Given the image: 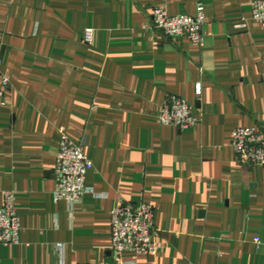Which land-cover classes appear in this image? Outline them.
Segmentation results:
<instances>
[{
    "label": "crops",
    "instance_id": "1",
    "mask_svg": "<svg viewBox=\"0 0 264 264\" xmlns=\"http://www.w3.org/2000/svg\"><path fill=\"white\" fill-rule=\"evenodd\" d=\"M199 3L203 44L154 27L155 7L193 15ZM0 59L11 82L0 206L13 191L21 219L0 264H61L58 243L63 264H115L111 212L125 202L153 206L158 251L124 264H264V165L232 143L264 122V24L251 0H0ZM170 95L201 122L162 124ZM61 126L93 162L94 193L75 204L54 196Z\"/></svg>",
    "mask_w": 264,
    "mask_h": 264
},
{
    "label": "built area",
    "instance_id": "2",
    "mask_svg": "<svg viewBox=\"0 0 264 264\" xmlns=\"http://www.w3.org/2000/svg\"><path fill=\"white\" fill-rule=\"evenodd\" d=\"M253 19L264 24V0H251ZM205 6L197 5L196 13L171 14L167 7L157 6L153 10V25L166 36L186 38L194 44H203L206 33ZM246 27V23L240 25ZM85 41L93 40V31L87 30ZM0 59V111L6 105L5 90L10 87L8 76L1 72ZM197 92L201 84H196ZM159 119L162 124L188 129L197 126L201 117L195 113L194 106L185 98L170 95L164 102ZM61 141L56 154L53 177L55 180V199H65L71 204L81 200L85 194L94 190L87 185L88 172L93 168V162L84 151V142L75 143L66 133L65 127H60ZM235 152L242 162L249 165H264V122L250 127H238L233 132L232 140ZM112 254L115 264H124V254L155 255L158 251L155 239V210L146 202L120 203L111 212ZM21 219L15 208L13 191H6L3 204L0 206V243L14 244L20 239ZM257 242H260L256 238ZM66 245L58 243L56 251L60 263H64Z\"/></svg>",
    "mask_w": 264,
    "mask_h": 264
}]
</instances>
